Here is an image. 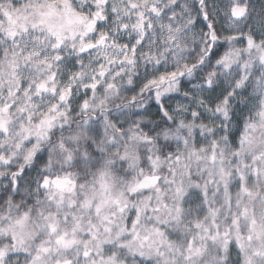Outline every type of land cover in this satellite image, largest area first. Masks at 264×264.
<instances>
[{"label":"snow or ice","instance_id":"obj_1","mask_svg":"<svg viewBox=\"0 0 264 264\" xmlns=\"http://www.w3.org/2000/svg\"><path fill=\"white\" fill-rule=\"evenodd\" d=\"M0 264H264V0H0Z\"/></svg>","mask_w":264,"mask_h":264}]
</instances>
